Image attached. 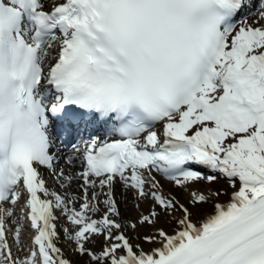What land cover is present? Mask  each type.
I'll return each instance as SVG.
<instances>
[{
  "label": "snow or ice",
  "instance_id": "1",
  "mask_svg": "<svg viewBox=\"0 0 264 264\" xmlns=\"http://www.w3.org/2000/svg\"><path fill=\"white\" fill-rule=\"evenodd\" d=\"M87 124L105 138L72 145L83 195L70 198L40 169L70 186L57 140ZM157 174L236 190L227 203L193 190L186 205ZM118 183L152 200L135 223L114 218ZM25 194L36 234L21 256V228L16 252L6 233ZM162 215L177 227L138 236L150 247L126 235ZM61 217L86 264H264V0H0V264H74Z\"/></svg>",
  "mask_w": 264,
  "mask_h": 264
},
{
  "label": "bare ground",
  "instance_id": "2",
  "mask_svg": "<svg viewBox=\"0 0 264 264\" xmlns=\"http://www.w3.org/2000/svg\"><path fill=\"white\" fill-rule=\"evenodd\" d=\"M250 19L254 20L255 17L253 16ZM237 23H239V20L237 21ZM83 129H88V127L86 125H81L75 131L81 132V131H83ZM95 136H97V135H95ZM99 136L101 137V139L105 138V135H99ZM90 139L84 140V142L89 141ZM74 142H72V145L75 144L77 147H79L81 150H83L84 142H78L77 140H74ZM62 146H60L59 154L63 158L59 160L58 166H59V168L65 169L66 172H68L69 174H72L75 177L73 183L68 187H62L60 181L56 180L53 176H51L47 169L41 168L40 171L42 172L44 179L48 182L47 186L50 189L58 191L62 195L67 193V195L70 198L71 197H77V198L82 197V195H83V190L81 188L82 180L79 179V175H78L83 170V167L80 164L81 155H80V153H77L73 149V147L68 148V147H65V146L62 147ZM69 156L76 157L75 163H73V164L67 163V158ZM157 178L161 181V183L163 185V190L165 192H171L172 195H175L180 200L181 203H184L186 205L189 204V201L191 200V196H190L191 191L201 190V191H204L205 194H208L209 191H213V189L210 187L208 189H204L201 186L199 188L191 187L188 190H183V189L175 187L171 182L167 181L166 179H164L159 174H157ZM237 184H238V186H237V189H238L239 183H237ZM234 190H236V189H234ZM234 190H232L229 193V196L226 199H224L222 201H218L216 203H227L230 200L231 194ZM114 195H115L116 201L119 205V210L121 213V216L117 217V219H120L122 222H126V225H127V222L128 223L137 222L139 217L141 216V214H145V215L148 214L149 209L152 206V200L150 197L146 198V199L138 198L137 193L134 189L133 190L125 189L123 187V185H121L119 183L115 186ZM23 197L25 198V199H23L24 203H25L26 200L28 199V197H27V195H24ZM101 199H103V197H101ZM20 203L22 204V206L17 205L15 208V212H16V214L17 213L20 214L19 217L21 216V214L24 216L23 217L24 227H31L30 224L28 223V220H27L28 209H27L26 205L22 203V201H20ZM137 205H139V207H137ZM75 206L77 208H79V201L78 200L75 202ZM101 209L102 210L104 209L103 204H101ZM213 210H214V208L209 210V209L200 207L197 215H198V217H204L207 214L212 213ZM57 215H60V213L58 211H57ZM101 215H102V212L97 213L93 218L99 219ZM180 215H182V214L178 212L177 215H175V216H180ZM16 219H18V218H16ZM11 221L10 220L7 221V227L9 229V231L13 228L12 227L13 224ZM17 224H18V222H17ZM66 226H67L66 221H64L63 217H61V219L59 221H57V231L60 232V239L57 241L58 247H60L62 249V251L65 254V257L72 260L74 262V264H86V262L89 261V257H87V256L81 257L75 251V244L73 242L69 241L66 238L65 233L63 232V228ZM175 227H177L176 221L171 219V217H166V218H163V220L159 219L158 223L155 226L138 225L137 229H135V230H132L131 228L126 226L125 227V233H126V235H128L132 239L133 243L141 244L143 247L148 248V247H150V245H148L142 239H139L138 236L143 237L145 234H152L156 228H163L165 231L172 232ZM33 231L35 232L34 229H33ZM21 233H23V232H21ZM35 234L36 233H34V235ZM8 235L11 236V234H9L7 232V239L11 240L14 247H15L14 239L8 238ZM26 236H27L26 233H23V236H21L22 241L25 244H29L27 241L28 238ZM25 241H27V242H25ZM89 244L91 246H93L95 249L102 251L103 247L105 246L104 237H102V236L94 237L93 242H91ZM24 251H26V248L24 249ZM21 256H23V255H21ZM92 264H95V263L92 262Z\"/></svg>",
  "mask_w": 264,
  "mask_h": 264
},
{
  "label": "rangeland",
  "instance_id": "3",
  "mask_svg": "<svg viewBox=\"0 0 264 264\" xmlns=\"http://www.w3.org/2000/svg\"><path fill=\"white\" fill-rule=\"evenodd\" d=\"M202 187V188H204V189H208L209 187L210 188H212L213 189V191L212 192H215L216 190H220V192H221V195L219 196V197H213V200L215 201V202H218V201H222V200H224V199H226L228 196H229V193L232 191V190H234L232 187H231V185H230V183H229V180L227 179V178H219L218 179V181L217 182H215V183H213V184H211V185H209L206 181H201V182H199V183H197V184H194V185H192L191 187H194V188H199V187ZM237 186H238V184H237ZM185 192V191H184ZM20 201H22V203L23 204H25L24 203V200H23V198H21L20 199ZM20 201H19V203L17 204V205H19V206H22V204L20 203ZM199 208L200 207H203V208H206V209H209V210H211V209H213L214 207H213V204H206V205H203V206H198ZM59 212V211H58ZM178 213V212H177ZM177 213H175L174 215H177ZM19 215L20 214H16V218H18V219H16V222H15V224H14V222L13 221H11L12 222V224L14 225H12V229L10 230V231H8V233L9 234H11V236H9L8 235V238H11V239H14V230H15V228H17V227H19V228H21V232H23V233H26V237L28 238L27 239V241H28V243L29 244H25V243H23L22 245H21V247L23 248V252H21L20 253V255H25L28 251H29V249L28 248H30L31 246H32V241H33V238H32V236H33V233L34 232H32L33 231V229L31 228V227H24V224H23V215L21 214V216L19 217ZM166 217H168V216H161V218H160V220H163V218H166ZM116 219H117V217H115ZM17 222H18V224L20 225H18L17 224ZM22 223V224H21ZM128 223V222H127ZM8 228V227H7ZM31 228V229H30ZM13 231V232H12ZM23 233H21V236H23ZM31 235H30V234ZM7 234V233H6ZM142 237V236H141ZM27 241H25V242H27ZM62 241V240H61ZM8 243L10 244V245H13V243H12V241L11 240H9L8 239ZM31 244V245H30ZM28 246V247H27ZM26 248V251H24V249ZM87 247H89L90 249H92L94 252H96V253H99L100 251L99 250H97V249H95L93 246H91L90 244H88L87 245ZM13 252L15 251L16 252V245H15V247H14V245H13ZM28 250V251H27ZM23 253V254H22ZM93 263H95V262H93Z\"/></svg>",
  "mask_w": 264,
  "mask_h": 264
}]
</instances>
